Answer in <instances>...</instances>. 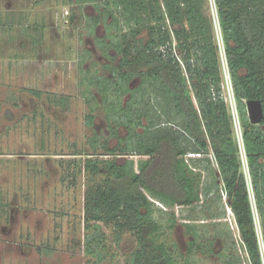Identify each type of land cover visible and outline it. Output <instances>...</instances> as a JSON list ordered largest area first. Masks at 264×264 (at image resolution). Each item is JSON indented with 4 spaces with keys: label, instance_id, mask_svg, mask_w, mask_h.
I'll list each match as a JSON object with an SVG mask.
<instances>
[{
    "label": "trees",
    "instance_id": "1",
    "mask_svg": "<svg viewBox=\"0 0 264 264\" xmlns=\"http://www.w3.org/2000/svg\"><path fill=\"white\" fill-rule=\"evenodd\" d=\"M76 1L104 4L101 19L110 40L109 46L99 44L108 59H114L110 50L120 57L118 65L105 66L112 77H89L84 71L81 81L90 95V88L98 86L110 136L118 141L110 149L108 140L100 142L95 135L90 140L93 153H79L88 157L72 163L74 175L87 180L85 223L93 234L85 240V254L98 261L108 254L101 227L105 224L137 239L128 264H177L167 246L157 241L163 225L155 213L165 211L152 199L165 207L190 208L213 201L215 194L221 203L226 198L249 264H264L251 200L253 195L264 238V119L252 124L247 113L250 100L261 101L264 108V0H216L249 179L224 93L209 0ZM107 17L112 19L109 25ZM90 21L94 32L100 20ZM144 32L146 38L140 37ZM136 78L140 84L133 88ZM29 92L38 98L42 94ZM114 105L119 114L109 113ZM93 123L89 117L87 124ZM122 127L124 138L118 130ZM99 147L103 154L96 151ZM195 228L188 225L194 236L190 251L201 247Z\"/></svg>",
    "mask_w": 264,
    "mask_h": 264
},
{
    "label": "rangeland",
    "instance_id": "2",
    "mask_svg": "<svg viewBox=\"0 0 264 264\" xmlns=\"http://www.w3.org/2000/svg\"><path fill=\"white\" fill-rule=\"evenodd\" d=\"M104 11L102 2L0 0V225L8 226L0 227L4 242L0 264H128L137 248L130 232L115 233L101 224L108 254L102 261L85 254V240L93 234L85 223L87 180L83 174L74 175L72 166L74 160L88 157L79 153H93L90 140L95 135H100V142L108 140L110 149L118 145L110 136L98 86L90 88V95L81 85L84 71L90 72L89 77L110 78L105 66H116L120 60L110 50L114 59L109 61L99 44L100 38L110 40L101 19ZM94 17L100 23L92 32ZM106 20L108 25L112 22L111 17ZM140 37L146 38V33ZM222 70L243 171L249 179L239 113L223 60ZM139 84L136 78L130 85ZM29 89L40 91L41 97ZM62 97L66 100L61 104ZM128 100L124 97L123 104ZM118 110L114 105L109 113L119 114ZM89 117L93 125L87 124ZM118 130L120 137L127 135L123 127ZM96 151L103 154L101 147ZM209 179L205 173L204 181ZM212 198L204 206L201 202L190 208L165 207L151 198L157 209L165 211L155 213L163 225L158 243L167 246L177 264H228L230 259L249 264L226 198L222 203L215 194ZM252 204L264 261L261 218L253 195ZM188 225L196 226L201 236V247L193 251Z\"/></svg>",
    "mask_w": 264,
    "mask_h": 264
},
{
    "label": "built area",
    "instance_id": "3",
    "mask_svg": "<svg viewBox=\"0 0 264 264\" xmlns=\"http://www.w3.org/2000/svg\"><path fill=\"white\" fill-rule=\"evenodd\" d=\"M209 10H210V14L213 18L216 37L218 39V46L220 49L221 57H222V60L224 61L225 69L227 68V71H226L228 73L227 76L230 78L229 72H228V67H227V60H226V55H225V46H224V42H223V36H222V31H221V26H220V21H219V13H218L216 0H209ZM251 200H252V195H251ZM262 255H263V253H262Z\"/></svg>",
    "mask_w": 264,
    "mask_h": 264
},
{
    "label": "water",
    "instance_id": "4",
    "mask_svg": "<svg viewBox=\"0 0 264 264\" xmlns=\"http://www.w3.org/2000/svg\"><path fill=\"white\" fill-rule=\"evenodd\" d=\"M248 118L252 124H260L264 119V108L259 100H250L247 102Z\"/></svg>",
    "mask_w": 264,
    "mask_h": 264
},
{
    "label": "crops",
    "instance_id": "5",
    "mask_svg": "<svg viewBox=\"0 0 264 264\" xmlns=\"http://www.w3.org/2000/svg\"><path fill=\"white\" fill-rule=\"evenodd\" d=\"M0 227H8L7 224H4V225H0ZM4 242L3 241H0V244H3Z\"/></svg>",
    "mask_w": 264,
    "mask_h": 264
},
{
    "label": "flooded vegetation",
    "instance_id": "6",
    "mask_svg": "<svg viewBox=\"0 0 264 264\" xmlns=\"http://www.w3.org/2000/svg\"><path fill=\"white\" fill-rule=\"evenodd\" d=\"M98 26H99V24L97 25V27H98ZM97 27H96V28H97ZM96 28H95V29H96ZM102 39L107 40L106 38H100L99 40H102ZM108 42H109V41H107L106 43H108ZM109 61H110V59H109ZM109 64H110V63H109Z\"/></svg>",
    "mask_w": 264,
    "mask_h": 264
},
{
    "label": "bare ground",
    "instance_id": "7",
    "mask_svg": "<svg viewBox=\"0 0 264 264\" xmlns=\"http://www.w3.org/2000/svg\"><path fill=\"white\" fill-rule=\"evenodd\" d=\"M226 71H227V68H226ZM228 78V80H230V78L229 77H227Z\"/></svg>",
    "mask_w": 264,
    "mask_h": 264
},
{
    "label": "clouds",
    "instance_id": "8",
    "mask_svg": "<svg viewBox=\"0 0 264 264\" xmlns=\"http://www.w3.org/2000/svg\"><path fill=\"white\" fill-rule=\"evenodd\" d=\"M230 210V209H229ZM230 212H231V210H230ZM232 213V212H231ZM233 214V213H232Z\"/></svg>",
    "mask_w": 264,
    "mask_h": 264
}]
</instances>
